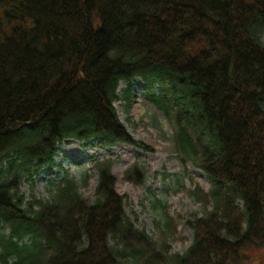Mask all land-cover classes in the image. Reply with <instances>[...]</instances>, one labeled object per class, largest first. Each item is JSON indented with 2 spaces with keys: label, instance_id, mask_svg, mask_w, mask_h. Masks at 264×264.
<instances>
[{
  "label": "trees",
  "instance_id": "obj_1",
  "mask_svg": "<svg viewBox=\"0 0 264 264\" xmlns=\"http://www.w3.org/2000/svg\"><path fill=\"white\" fill-rule=\"evenodd\" d=\"M144 95L174 128L182 160L212 181L191 196L194 242L170 254L173 219L152 195L162 243L127 215L110 162L93 201L66 175L47 200L24 181L60 144L135 140L115 102ZM129 181L147 171L134 163ZM183 187L182 179H177ZM28 239V242L25 240ZM264 247V0H0V249L14 264H241Z\"/></svg>",
  "mask_w": 264,
  "mask_h": 264
},
{
  "label": "rangeland",
  "instance_id": "obj_2",
  "mask_svg": "<svg viewBox=\"0 0 264 264\" xmlns=\"http://www.w3.org/2000/svg\"><path fill=\"white\" fill-rule=\"evenodd\" d=\"M146 83L140 78L134 82L130 98L122 92L127 84L121 83V98L115 102L116 109L135 140L151 146L150 151L133 145L110 146L98 140L91 143L74 140L62 143L54 167L37 172L32 181H24L21 193L26 201L47 200L51 196L49 186L57 184L65 175L79 186L78 192L93 201L98 183L97 161L110 162L117 178L116 187L125 196L124 208L135 226L152 236L159 244L163 241L159 220L165 218L152 205V195L164 201L173 226L167 230L166 244L170 254H184L194 242V231L189 223L195 216H203L205 206L190 194L199 186L210 191L212 181L204 170L191 162L185 163L175 150L174 128L167 116L145 95ZM139 163L147 171V180L142 184L129 181L126 171ZM182 179L183 187L177 179ZM28 242V239L25 240ZM0 249V264H6ZM248 260L241 264H264V247H250ZM16 256L8 259L14 264Z\"/></svg>",
  "mask_w": 264,
  "mask_h": 264
}]
</instances>
